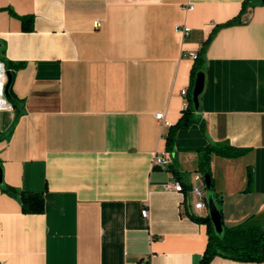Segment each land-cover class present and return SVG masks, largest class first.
<instances>
[{
    "label": "crops",
    "instance_id": "1",
    "mask_svg": "<svg viewBox=\"0 0 264 264\" xmlns=\"http://www.w3.org/2000/svg\"><path fill=\"white\" fill-rule=\"evenodd\" d=\"M243 2L0 0V49L18 65L11 99L0 61V264H200L206 225L190 216L208 211L189 187L216 145L244 151L209 156L222 225L263 224L264 6L238 18ZM191 51L204 87L167 150L155 115L169 127L181 117ZM158 151L167 167L152 166ZM172 176L184 192L167 189ZM21 192L41 195L43 211L23 212Z\"/></svg>",
    "mask_w": 264,
    "mask_h": 264
},
{
    "label": "trees",
    "instance_id": "2",
    "mask_svg": "<svg viewBox=\"0 0 264 264\" xmlns=\"http://www.w3.org/2000/svg\"><path fill=\"white\" fill-rule=\"evenodd\" d=\"M256 1L259 0H244L238 18L242 15V13L245 12L247 7L251 6ZM261 4L264 6L262 2ZM18 19L20 20L21 28L24 31H31L33 29V17L18 16ZM236 21L237 20L235 18L234 20L228 22L225 25L226 26L231 25ZM197 58L191 69L190 90L192 89V85L196 73L202 70V61ZM0 61H2L5 64V66L11 69L9 70V73L11 75V81H12L13 71L18 67V65L12 64V62L5 59L3 48L0 49ZM10 85L11 82L9 84L7 93L9 98L12 99ZM187 101H188L187 109L182 111L181 117L179 118L177 123L173 126H170L168 129V133L165 135L167 150H169L172 146L173 136L175 132L182 127L189 126L193 122V114L195 110L193 108L190 99V93L188 92H187ZM211 153H215L219 156L226 158H236L243 155L244 151L231 148L227 145H223V146L216 145L214 147L205 148V150L201 152L199 156V163H198L199 171L202 174L205 173L209 174L210 171L209 156ZM19 197L23 212L40 213L43 211L44 200L41 195L36 193L21 192ZM214 200L221 214V210H220L221 201L216 196H214ZM190 218L197 223L206 225L208 240L200 264H209L211 259L215 256H221L224 258H229L232 260L244 261V262H264V222L261 226L254 225L251 222H247L245 224L238 225L232 228H225L222 225L223 232L222 234L218 235L215 233L208 215L204 217L190 216Z\"/></svg>",
    "mask_w": 264,
    "mask_h": 264
},
{
    "label": "built area",
    "instance_id": "3",
    "mask_svg": "<svg viewBox=\"0 0 264 264\" xmlns=\"http://www.w3.org/2000/svg\"><path fill=\"white\" fill-rule=\"evenodd\" d=\"M186 10H192L193 6L188 5L185 7ZM95 28L100 27V22L96 21L94 23ZM175 32L182 35L183 37L187 36L190 28L186 25H176ZM188 56L192 59H196L197 55L195 52L191 51L187 53ZM181 96L183 97L182 109L186 110L188 107L187 101V90H181ZM155 118L160 123L162 129L169 128V123L164 119L163 113H158L155 115ZM152 166L153 167H167L169 165V157L166 151H158L154 154L152 159ZM194 180L196 181L195 185H191L189 187V191L195 197L194 208L197 210H201L206 207V189L203 177L201 175H195ZM167 189L173 190L175 192L182 193L184 192L183 184L177 180L174 176H172L170 182L167 184ZM141 215L146 217L148 215V208H144L141 211ZM134 264H147V261L144 262H136Z\"/></svg>",
    "mask_w": 264,
    "mask_h": 264
},
{
    "label": "water",
    "instance_id": "4",
    "mask_svg": "<svg viewBox=\"0 0 264 264\" xmlns=\"http://www.w3.org/2000/svg\"><path fill=\"white\" fill-rule=\"evenodd\" d=\"M264 4V0H260ZM8 81L5 85V94L7 95L8 87L11 82V75L7 72ZM204 87V73L202 70L198 71L194 77V82L192 85V89L190 92V99L195 111L198 110V98L199 95L202 93ZM205 189H206V208L208 211V216L210 222L213 226V229L216 234L220 235L223 232V226L221 222V214L220 211L215 203L214 196L211 192V177L208 173L202 175ZM0 181H1V170H0Z\"/></svg>",
    "mask_w": 264,
    "mask_h": 264
}]
</instances>
